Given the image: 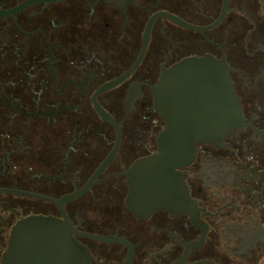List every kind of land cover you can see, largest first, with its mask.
I'll return each mask as SVG.
<instances>
[{
	"label": "flooded vegetation",
	"instance_id": "af4514ba",
	"mask_svg": "<svg viewBox=\"0 0 264 264\" xmlns=\"http://www.w3.org/2000/svg\"><path fill=\"white\" fill-rule=\"evenodd\" d=\"M205 55L238 123L137 216L125 172L157 151L161 77ZM79 244L89 264H264L262 0H0V264H78Z\"/></svg>",
	"mask_w": 264,
	"mask_h": 264
},
{
	"label": "water",
	"instance_id": "95a60500",
	"mask_svg": "<svg viewBox=\"0 0 264 264\" xmlns=\"http://www.w3.org/2000/svg\"><path fill=\"white\" fill-rule=\"evenodd\" d=\"M189 83L205 88L186 89ZM158 92L166 126L158 135L157 151L138 159L125 172L129 188L125 204L137 216L172 205L183 189L175 166L192 158L196 142L223 137L237 125L239 118L226 65L209 55L181 60L162 75ZM199 99L213 104L203 108L196 103ZM169 106L174 110H168ZM78 252V264H89L85 247L79 244Z\"/></svg>",
	"mask_w": 264,
	"mask_h": 264
}]
</instances>
